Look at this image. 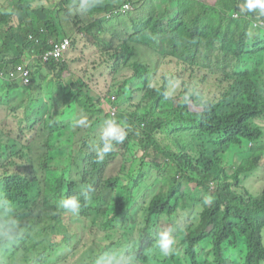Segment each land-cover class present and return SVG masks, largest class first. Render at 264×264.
Listing matches in <instances>:
<instances>
[{
    "label": "trees",
    "instance_id": "16d2710c",
    "mask_svg": "<svg viewBox=\"0 0 264 264\" xmlns=\"http://www.w3.org/2000/svg\"><path fill=\"white\" fill-rule=\"evenodd\" d=\"M136 1L141 9L154 12L155 16H139L126 22L123 17H132V11L120 12L121 7L129 4L131 8L137 9ZM240 1L243 2L215 0L211 4L203 0H175V10L163 13H160V3L157 5L155 0H101L86 11L80 7L81 0H11L9 11L0 8V54L8 56L9 52L16 48L18 50L12 59L0 61V71L5 70L6 66L21 63L24 52L36 54L40 49L44 50V47L29 40L31 34L44 45L66 35L72 40L65 56L79 54V49L86 45L91 51L96 50L104 62L111 64L114 75L129 68L133 73L132 78L143 81L150 77L155 65H162L169 60L176 65V70L164 76L171 78L164 77L163 84L152 90L144 89L147 95L153 96V103L160 107L165 100H171V79L184 80L178 70L180 64L184 70H205L209 74L221 75L228 85L216 97H208L197 112L190 110L187 98L198 99L203 96L184 90L179 95L182 98L175 100L171 108L173 119L184 124L185 131L189 130L190 124H194L191 127L196 132L194 139L210 138V144L223 148L224 157L232 145L242 146L245 141L250 143L241 167L230 177L214 155L200 152L193 160L184 142L174 140L178 153L172 151L171 144L160 147L155 138L160 126L153 123L154 117L144 114L138 122L139 125L144 123L146 130L136 127L127 130L128 139L117 150L115 147L118 145L114 143L113 150L103 161L98 162L96 153L89 152L86 139L78 158L73 157L71 162L61 166L59 173L31 178L19 171H11L7 164L17 157L19 148L23 150L28 147L31 150L30 146L46 145L49 150L44 153L42 166L46 170H56L59 167L57 160L64 162L67 158L63 146L58 144L65 137L62 131L64 123L59 118L42 116L45 113L51 115L54 111L52 107L43 105L45 110L37 111V117L28 116L19 124L14 114L16 107L11 108L7 101L11 95L2 94L6 91L13 93L10 86L14 83L5 81L8 83L5 86L0 80V106H4L0 108V171L4 172L0 178L4 197L0 202V215H3L4 207L15 210V206L26 207L31 201L34 203L33 211L18 220V233L1 244V253L6 262L44 264L55 245L76 237L70 264L82 253H88L93 259L103 255L105 264H150L149 251L155 245L160 222L169 218L172 221L181 220L176 229L185 231L183 259L189 258L191 264H237L227 252L237 248L242 241L247 244V252L240 264H264V188L259 195H253L242 186L239 177L241 173H248L264 163V145L261 144L264 127L254 123L264 117V76L251 68L237 66L238 62L246 58L252 44L254 59L264 61V33L252 31L250 16L243 13L238 18L232 16L234 11L239 10ZM33 3L39 8L34 9ZM65 27H73V33H68ZM223 32L226 43H218L216 37ZM146 35L160 40L151 48L148 59L137 55L134 43ZM168 37L170 42L164 45L162 39ZM157 46L162 50L158 51ZM134 57L138 58L133 60ZM66 68L64 60L37 66L32 70L30 84L33 85V80H45L48 76L45 70L55 73L56 79L62 76L60 73L65 72ZM15 84L13 88L18 90L30 88V85ZM125 84L126 81L121 83L120 93ZM40 88L44 89V83L41 82ZM76 101L89 114H103L93 98L82 92ZM111 106L115 110L114 115L106 113L98 121L106 117L109 120L118 118L130 122L139 116L138 113L117 115L112 103ZM7 107L13 113L1 112ZM13 121L19 126L10 127ZM40 121L44 123L43 128L38 125ZM165 126L167 123L160 127L162 135L167 132ZM54 141L57 142L55 147L61 151L58 155L52 146ZM131 141H138L143 149L153 148L164 158L173 161L169 165L172 171L164 175L165 182L151 197L145 217L133 225L128 224V212L134 202V189L147 176L146 167L141 166L133 183L127 184L116 197L112 212H108L105 204L97 206L91 203L92 199L106 198L104 189L117 188L122 178L117 163L129 151ZM72 163L78 167L82 181L90 184L94 180L93 188L102 182L105 188L87 196L75 178ZM114 163L116 167L111 169ZM19 165L18 160L16 166ZM108 166L111 172L110 177L106 178L104 173ZM187 181L196 186H189ZM211 182L220 184L211 188ZM232 184L246 192L235 191ZM41 188H45L48 193L44 197L34 198L37 196L36 189ZM72 196L78 197L81 205L78 213L81 226L78 230L61 224L63 215L50 216V210L57 207L58 200ZM96 212L105 216L99 217ZM197 219H201L200 223L192 221ZM122 237L126 240L121 241ZM207 239H210L211 247L200 254L199 247ZM114 250H119L122 255L114 254ZM110 251L113 252L111 256ZM199 256L212 260L201 263ZM173 259H176L174 254Z\"/></svg>",
    "mask_w": 264,
    "mask_h": 264
},
{
    "label": "rangeland",
    "instance_id": "374dc122",
    "mask_svg": "<svg viewBox=\"0 0 264 264\" xmlns=\"http://www.w3.org/2000/svg\"><path fill=\"white\" fill-rule=\"evenodd\" d=\"M11 0H0V8H4L6 10H10V2ZM208 3H215V0H203ZM95 2L100 3L101 0H95ZM120 2V1H118ZM158 5L160 0H155ZM121 3V2H120ZM131 3V2H130ZM132 4V3H131ZM136 8H126L125 10L132 11L131 16H124L123 19L126 22H131V18H137L139 16H143L144 18H150L151 16H155L154 12L141 9L138 1H136ZM176 5V4H175ZM33 3V7H36ZM133 6V4H132ZM239 6L238 11H234L232 16L238 18L241 17V7ZM144 11V12H143ZM256 21L259 19V10H255L251 12ZM263 21V19H262ZM258 21L256 27H252V31L257 34L264 33V21ZM68 33H73V27H65ZM66 32L65 30H63ZM183 31L181 32V34ZM2 34L4 32L2 31ZM65 37H68L65 35ZM78 38H81L78 37ZM184 38V37H182ZM217 38L218 43H226L225 33L219 35ZM70 39V37H69ZM72 39H70L71 42ZM163 40V41H162ZM162 43L164 45L169 44L170 37L162 39ZM56 42V40H54ZM60 41V40H58ZM160 41L155 39L152 36L146 35L141 38L138 42H134L137 47V55L141 58L148 59L149 53L152 52L151 48L155 46V44ZM158 51H161L160 46H157ZM80 53L76 55H66L63 54L58 61H65L67 64V68L65 72H61L62 75L60 78H56L55 73H47V78L43 81L40 79L33 80V85H30V88L16 89L13 88L17 84H13L10 91L2 92V94L7 93L11 95V99H7L9 105L11 104V108L16 107V113H14L16 118L18 119V123L20 124L23 118H27L28 116L34 118L37 117V111L45 110L43 105H48L54 109L52 114L45 113L42 116L49 118L52 116L53 118H59L63 121L64 127L62 131L65 134L64 140L59 142L60 146H63L64 153L67 155L66 160L61 162L58 161V168L56 170H46L43 168L42 161L44 160L45 152L49 150V147L46 145H34L30 146L31 150L27 148L18 149L17 157H14L10 163L7 165L11 167V171H19L31 178H43L46 173H52L53 175L59 173V169L61 166L68 164L71 162L72 158H78V155L81 151L82 145L84 141L87 139L89 142L88 149L89 152L96 153V150L103 146V141L101 140V135L103 128L105 127L107 119L98 121L99 117L106 115V113H110L111 103L116 108V113L119 115L120 113H132V115L139 114L138 118H132L130 122L126 120H121L118 118H113L117 121V123L126 124V130H131L136 127L141 130H146L144 128V123L139 125V120L144 114H149L150 117H154L153 123L159 124V126H163L167 123V126L164 129L167 130L165 134H160L159 131L155 133V138L160 144V147L166 144H171L172 151L178 153L176 146H174L173 142L181 141L187 145V149L192 156V159L195 160L200 152H206L209 155H214L218 158L220 165L224 167L228 176L232 177L235 175L242 164V158L245 157V154L249 152L250 143L245 141L242 146L232 145L229 149V153L225 155L222 147H217L213 144H210V138L204 140L196 141L193 135L196 133L191 130V127L194 124H190L189 130H183L185 127L184 124H179L176 120L173 119L172 114L170 113L171 108L175 100L182 98L179 96L184 90L191 91L196 93L198 99H192L191 97L187 98L189 107L191 111L197 112L200 109V105L206 101L208 97H216L219 95L220 90H222L225 86L228 85L227 81L218 74H209L205 70H197L190 71V69L184 70L183 65L178 66L179 72L183 75L182 78L184 80H172V84L169 85V98L171 100H165L164 105L160 107V105H156L153 99V96L147 95L145 91L154 89L153 87H159L164 82V77L171 78L168 76H164V74L172 73L176 70V65L169 60H167L162 65H155L153 67V71L149 74L150 77L147 79H136L132 78V71L129 68L122 69L119 73L114 75L112 73L111 64L104 62L101 55L96 51H91L90 48L86 45H83L80 49ZM38 54V53H37ZM253 48L247 54L246 58L240 62H238V68H251L256 70L259 75L264 76V61H256L253 57ZM138 57H134L133 60ZM23 59L31 60V69L37 68V66H45L46 63L40 59H33L32 55L25 54ZM56 61V60H50ZM48 61V62H50ZM231 75L232 72H230ZM126 81L124 88L121 92V83ZM44 83V89L40 88V84ZM57 82V83H56ZM24 85V84H22ZM7 86V85H6ZM222 86V87H221ZM145 89V91H144ZM82 92L87 96L93 98L96 102V107L103 110V114L92 113L84 111L82 107L77 103L76 97L79 93ZM42 100V101H41ZM4 106H0L2 108ZM113 109V108H112ZM49 110V108H46ZM27 111V112H25ZM7 114L13 113L10 112L9 107L5 108ZM84 120L86 123L81 125L78 121ZM112 120V119H110ZM16 121H13L10 127L19 126ZM255 124L261 125L264 127V117L260 120H255ZM41 128L44 127L43 121H40L38 124ZM128 139V134L126 136ZM125 139V141H126ZM124 141V142H125ZM123 142V143H124ZM52 146L54 147L55 153L58 155L61 151L60 148L57 149V142H52ZM115 142H113L114 144ZM123 143H116L118 147H115L117 150L121 147ZM264 145V140L261 143ZM227 148V147H226ZM226 151V150H225ZM119 154V153H118ZM221 157V159L219 158ZM106 158V156H105ZM104 158V159H105ZM20 162L19 167L16 166V163ZM13 163L15 166H13ZM170 163H173L172 159L164 158L161 153L156 152L153 148H141L138 141H131L129 144V151L127 154L120 159V162L117 163V169L122 171V178L120 179V183L115 189H104L105 199L96 200L92 199L91 203L94 205L105 204L108 208V212H112L114 209V201L116 197L123 191V188L127 184L133 183V178H135L139 172L140 167L144 166L147 169V176L141 181V184L138 188L134 189V202L131 207V211L128 212V218L130 221L129 225H133L136 222H141L147 213V206L151 199V197L160 189V187L165 182L164 175L172 169L169 167ZM56 166V165H54ZM116 167V163L111 166V169ZM73 172L75 173L77 180L80 183V188L82 191L87 193V196L93 194L97 190L101 188H105L102 182L98 183V186L93 188L94 180L91 181L90 184L82 181L81 176L78 174L79 169L75 163H72ZM110 167L106 169L104 173V177H110L111 172ZM4 175L3 171H0V178ZM241 179V184L247 190H249L253 195H259L264 188V163L258 168L248 172L241 173L239 175ZM189 186H196L191 182L187 181ZM220 184L219 182H211V188ZM232 187L235 191L245 193L246 191L243 189H239L234 184ZM48 191L45 188L36 189L34 198L38 196L44 197ZM4 199L3 192L0 186V202ZM63 197L58 200L60 202ZM182 202V201H181ZM16 209L12 210L11 208L4 207L2 212L3 215H0V264H12L11 261L6 262L2 253H1V244L5 239H12L15 234L19 231V223L20 220L25 215L31 213L34 208V203L31 201L26 207H18L15 206ZM63 215L64 218L61 219V224L64 226L70 225L72 230H78L80 228L81 219L78 214H73L70 211L59 207L57 203V207H53L50 210V216L53 215ZM96 214L101 216H105L96 212ZM201 219L192 220L194 223H198ZM100 222V218L98 219ZM127 221V219H126ZM181 223L180 219H176L172 221L167 218L164 219L163 222H160V230L165 228H171L173 230V235L178 234L176 238V245L174 251L168 255L163 256L159 249L154 245V247L149 251V259L150 264H191L189 258L183 259V247L185 244L183 243L184 232H180L176 229V226ZM200 223V222H199ZM128 227V225H126ZM76 237L70 239L69 242L60 241L59 244L55 245L51 251V254L44 264H70L72 261V247L75 244ZM126 238L122 237L121 241H125ZM8 242V240H7ZM211 247L210 239L203 241L201 246L199 247L200 254L204 253ZM247 252V244L242 241L239 246L235 249H231L227 252V255L231 256L237 264H240L245 259V255ZM113 254L112 251L109 252L111 256ZM114 254L121 256L122 252L119 250H114ZM173 254L176 259H173ZM87 257V259H86ZM100 258L104 263V256H98L96 258H91L88 253H82L78 257H76L71 264H96L97 259ZM200 262L204 263L207 260H212L209 257L199 256ZM106 261H109L106 260Z\"/></svg>",
    "mask_w": 264,
    "mask_h": 264
},
{
    "label": "clouds",
    "instance_id": "9594fccd",
    "mask_svg": "<svg viewBox=\"0 0 264 264\" xmlns=\"http://www.w3.org/2000/svg\"><path fill=\"white\" fill-rule=\"evenodd\" d=\"M94 4L95 0H81L80 7L83 11H86V9L93 7ZM255 10H259V13L264 15V0H244V4L241 7L242 12H252ZM78 123L83 125L86 122L80 120ZM126 128V124L117 123L115 119L106 121L101 135L103 146L96 150L98 162L103 161L105 156L113 150V142L119 144L125 141L127 136ZM59 207H62L73 214H78L81 207L80 200L76 196L68 197L59 202ZM155 245L163 256L170 255L174 251L176 245V238L173 235V230L171 228L158 230ZM96 264H103V261L98 258Z\"/></svg>",
    "mask_w": 264,
    "mask_h": 264
},
{
    "label": "built area",
    "instance_id": "2783aa9c",
    "mask_svg": "<svg viewBox=\"0 0 264 264\" xmlns=\"http://www.w3.org/2000/svg\"><path fill=\"white\" fill-rule=\"evenodd\" d=\"M131 8L129 4H126L122 7V11H126V8ZM244 15H248V17L251 20V26L256 27L257 22L264 21V15L259 14V19L256 21L253 17V14L248 11L242 12ZM262 21V22H263ZM30 41L35 42L41 47H44V50L41 49L36 54H29L32 55L33 59H40L43 62H48L50 60H56L55 62H59V58L66 53V50L69 48L70 45V39L69 37H63L60 38V41H54L50 40L47 44H43L39 38H36L33 34L29 37ZM41 51V52H40ZM28 52V51H27ZM5 58H10L6 54H0V61H2ZM11 59V58H10ZM9 59H6L8 61ZM31 60L24 59L21 63L15 64V65H9L5 67V70L0 71V80L13 82V83H19L24 84L27 86V84H30V81L32 80V69H31ZM110 113L111 115H114L115 110L110 107Z\"/></svg>",
    "mask_w": 264,
    "mask_h": 264
},
{
    "label": "crops",
    "instance_id": "0c3cea01",
    "mask_svg": "<svg viewBox=\"0 0 264 264\" xmlns=\"http://www.w3.org/2000/svg\"><path fill=\"white\" fill-rule=\"evenodd\" d=\"M175 4H176L175 3V0H160V13L167 12L168 10L174 11L175 10V7H176ZM240 4L243 5L244 4V0H243V2L240 1ZM122 7H121V9H122ZM38 8L39 7H37V6L34 7V9H38ZM120 12H128V10H126V11L120 10ZM252 48H253V44L250 46V49H252ZM17 53H18V50L16 48L13 52H9L8 57L12 58ZM25 54H28L29 55L30 53L29 52H24V55ZM1 81H3V80H1ZM3 85L6 86V85H8V83L5 82V81H3Z\"/></svg>",
    "mask_w": 264,
    "mask_h": 264
}]
</instances>
